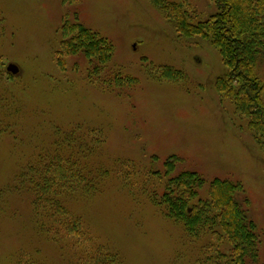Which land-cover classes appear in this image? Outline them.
I'll return each mask as SVG.
<instances>
[{
  "label": "rangeland",
  "instance_id": "rangeland-1",
  "mask_svg": "<svg viewBox=\"0 0 264 264\" xmlns=\"http://www.w3.org/2000/svg\"><path fill=\"white\" fill-rule=\"evenodd\" d=\"M168 1L194 21L217 12L210 0ZM66 20L113 45L100 74L82 55L58 66ZM225 73L217 50L178 37L149 0H0V264H106L99 255L109 252L110 264H204L227 250L222 233L188 238L144 192H164L183 171L200 174L204 190L213 179L242 185L264 264V151L248 119L215 91ZM258 75L264 82V63ZM56 155L103 176L95 195L66 199L91 233L82 247L42 235L25 186ZM167 161L174 171L165 177Z\"/></svg>",
  "mask_w": 264,
  "mask_h": 264
},
{
  "label": "trees",
  "instance_id": "trees-1",
  "mask_svg": "<svg viewBox=\"0 0 264 264\" xmlns=\"http://www.w3.org/2000/svg\"><path fill=\"white\" fill-rule=\"evenodd\" d=\"M149 1L178 37L201 39L219 52L226 73L215 80L214 89L218 95L231 100L236 112L248 119L254 141L264 151V82L258 77L259 65L264 63V0H210L217 12L199 21L193 20L183 3ZM61 30L63 38L56 59L62 70L66 69L65 57L82 55L89 67H93L90 71L96 74L104 71L114 51L107 38L77 20L64 21ZM165 71L168 80L179 79V72L170 67ZM130 80L133 79L127 77L119 82ZM60 140L70 144L68 138ZM63 158L56 155L48 159L40 172L27 175L29 182L25 180L28 183L25 186L31 190L32 209L41 223L42 235L51 243L69 240L82 247L91 241V233L80 217L71 215L66 199L95 195L96 183L103 176L92 172L82 174L76 160ZM165 168V177L174 171V165L168 161ZM164 182V192L157 189L144 192L165 218L181 225L188 238L222 233L220 242L227 245V250H219L215 257L207 255L204 264H258L257 225L249 215L250 203L242 196L240 183L213 179L204 190V178L190 171ZM99 256L102 263L103 259L109 263L106 260L111 257L110 252Z\"/></svg>",
  "mask_w": 264,
  "mask_h": 264
},
{
  "label": "water",
  "instance_id": "water-1",
  "mask_svg": "<svg viewBox=\"0 0 264 264\" xmlns=\"http://www.w3.org/2000/svg\"><path fill=\"white\" fill-rule=\"evenodd\" d=\"M7 72L11 73L12 75H15L19 72V68L14 64H9L6 68Z\"/></svg>",
  "mask_w": 264,
  "mask_h": 264
}]
</instances>
